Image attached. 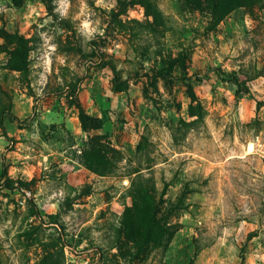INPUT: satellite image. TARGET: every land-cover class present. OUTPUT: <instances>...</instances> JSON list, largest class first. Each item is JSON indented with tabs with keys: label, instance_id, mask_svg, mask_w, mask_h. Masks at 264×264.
<instances>
[{
	"label": "rangeland",
	"instance_id": "rangeland-1",
	"mask_svg": "<svg viewBox=\"0 0 264 264\" xmlns=\"http://www.w3.org/2000/svg\"><path fill=\"white\" fill-rule=\"evenodd\" d=\"M0 264H264V0H0Z\"/></svg>",
	"mask_w": 264,
	"mask_h": 264
},
{
	"label": "bare ground",
	"instance_id": "bare-ground-1",
	"mask_svg": "<svg viewBox=\"0 0 264 264\" xmlns=\"http://www.w3.org/2000/svg\"><path fill=\"white\" fill-rule=\"evenodd\" d=\"M251 146V145H250ZM248 149V148H247ZM252 149V148H251Z\"/></svg>",
	"mask_w": 264,
	"mask_h": 264
}]
</instances>
